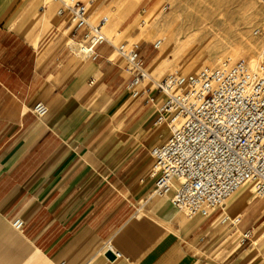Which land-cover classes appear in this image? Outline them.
<instances>
[{"label": "crops", "instance_id": "obj_1", "mask_svg": "<svg viewBox=\"0 0 264 264\" xmlns=\"http://www.w3.org/2000/svg\"><path fill=\"white\" fill-rule=\"evenodd\" d=\"M59 8L0 0V264H264V199L188 218L152 196L163 98L132 85L112 44L78 55Z\"/></svg>", "mask_w": 264, "mask_h": 264}, {"label": "built area", "instance_id": "obj_2", "mask_svg": "<svg viewBox=\"0 0 264 264\" xmlns=\"http://www.w3.org/2000/svg\"><path fill=\"white\" fill-rule=\"evenodd\" d=\"M51 2L60 5L57 15L83 34L78 55L95 59L96 49L108 44L107 21L91 24L83 0ZM114 50L126 62L133 86L148 80L138 46ZM153 89L163 98L155 126L166 123L171 134L164 146L150 151L153 197L171 196L173 207L188 218H208L248 183L264 199V64L228 59L194 75L174 71ZM33 113L43 119L49 110L38 104Z\"/></svg>", "mask_w": 264, "mask_h": 264}, {"label": "rangeland", "instance_id": "obj_3", "mask_svg": "<svg viewBox=\"0 0 264 264\" xmlns=\"http://www.w3.org/2000/svg\"><path fill=\"white\" fill-rule=\"evenodd\" d=\"M83 1L87 4V16L91 24H98L102 19L107 21L103 35L109 41L108 44H112L113 48L122 44L139 47V54L144 59L146 73L150 77L145 82L147 89H153L174 71L194 75L203 69H214L228 59L245 60L249 64L255 61L256 66L264 64V0ZM109 21L112 27L108 32L106 27ZM169 31H174L177 39L172 45L174 50L172 46L168 47L169 53L164 61L155 64L161 52L159 48H154L155 43L161 37L160 32ZM142 34L145 39L141 38ZM79 43L69 42L76 53ZM243 189L226 203L244 191H248L251 197L255 196L251 184L247 190ZM226 237L224 244L230 240L235 244L239 240V233Z\"/></svg>", "mask_w": 264, "mask_h": 264}, {"label": "bare ground", "instance_id": "obj_4", "mask_svg": "<svg viewBox=\"0 0 264 264\" xmlns=\"http://www.w3.org/2000/svg\"><path fill=\"white\" fill-rule=\"evenodd\" d=\"M96 2V1H95ZM94 2V3H95ZM125 2V1H124ZM123 2V3H124ZM90 3V2H89ZM121 3V2H120ZM90 4H92V3H90ZM92 6V5H91ZM154 8V7H153ZM119 9V8H118ZM118 11V10H117ZM151 11V10H150ZM154 14V13H153ZM150 15V14H149ZM151 15H152V13H151ZM158 15V14H157ZM156 15V16H157ZM153 16V15H152ZM155 16V17H156ZM107 17V16H106ZM116 17V16H115ZM149 17V16H148ZM146 18V17H145ZM151 18V17H150ZM154 17H152V19H153ZM159 18V17H158ZM108 19V18H107ZM118 19V18H117ZM146 19H148V18H146ZM151 20V19H150ZM156 20H158L157 18H156ZM116 21V20H115ZM142 21V20H141ZM151 22H154V21H151ZM157 22V21H156ZM160 22V21H159ZM165 23V22H164ZM140 25H141V23H140ZM149 26H151L150 24H148ZM154 25V24H153ZM159 25V24H158ZM161 25V24H160ZM131 26V25H130ZM130 26H128V27H130ZM139 26V25H138ZM143 26V25H142ZM156 26V25H155ZM164 26V25H163ZM110 27H112V22L111 21H109L108 22V24H107V27H106V30H108V32L110 31ZM144 27H146V26H144ZM157 27V26H156ZM155 27V28H156ZM136 28V27H135ZM141 28V27H140ZM151 28V27H150ZM155 28H151V29H155ZM164 29V28H163ZM163 29H162V31H163ZM167 29V28H166ZM165 29V30H166ZM135 30V29H134ZM143 30V29H142ZM177 30V29H176ZM175 30V31H176ZM117 31V30H116ZM141 31V30H140ZM145 31V30H144ZM147 31V30H146ZM156 31H158V30H156ZM160 31H161V29H160ZM143 32V31H142ZM144 33V32H143ZM146 33V32H145ZM157 33V32H156ZM121 34V33H120ZM140 34H141V32H140ZM148 34H149V32H148ZM114 35V34H113ZM146 35H147V33H146ZM155 35H157V34H155ZM144 36V34H142V36H141V38ZM151 36H152V33H151ZM150 36V37H151ZM160 39L155 43L156 44V46H157V48H159L160 49V55L158 56V59L155 61V64H160L161 63V61H164V59L166 58V56H167V54L169 53V52H167L168 51V47L170 48L175 42H176V36H175V33H174V31L173 32H166V33H161L160 32ZM115 38V37H114ZM113 38V39H114ZM112 39V38H111ZM142 39H145V38H142ZM148 39V38H147ZM109 42V41H108ZM139 42H140V40H139ZM176 47V46H175ZM172 50H174L173 49V46H172ZM177 51V50H176ZM175 51V52H176ZM171 52V51H170ZM251 61V60H250ZM256 62L255 61H251L250 62V66L251 67H256ZM190 67V66H189ZM188 67V68H189ZM192 69V68H191ZM147 76H148V80L150 79V77H149V75L147 74ZM152 79V78H151ZM250 185V183H248V184H246L243 188V191L244 190H247V186H249ZM241 193V192H240Z\"/></svg>", "mask_w": 264, "mask_h": 264}]
</instances>
